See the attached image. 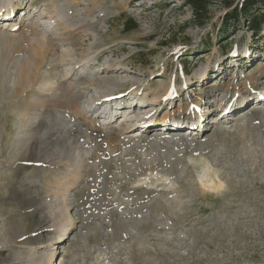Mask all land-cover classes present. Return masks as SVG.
<instances>
[{
    "label": "rangeland",
    "instance_id": "obj_1",
    "mask_svg": "<svg viewBox=\"0 0 264 264\" xmlns=\"http://www.w3.org/2000/svg\"><path fill=\"white\" fill-rule=\"evenodd\" d=\"M13 2L0 15V264H264V24L222 30L218 4L198 27L178 2ZM56 11L87 25L55 29ZM110 74L106 103L91 79Z\"/></svg>",
    "mask_w": 264,
    "mask_h": 264
},
{
    "label": "trees",
    "instance_id": "obj_2",
    "mask_svg": "<svg viewBox=\"0 0 264 264\" xmlns=\"http://www.w3.org/2000/svg\"><path fill=\"white\" fill-rule=\"evenodd\" d=\"M163 4L178 2L190 11L191 21L198 27H204L210 20L215 4L221 10L219 21L222 30L226 26L235 29L245 25L252 35L257 36L264 24V0H159ZM137 24L128 19L124 30L135 28Z\"/></svg>",
    "mask_w": 264,
    "mask_h": 264
},
{
    "label": "bare ground",
    "instance_id": "obj_3",
    "mask_svg": "<svg viewBox=\"0 0 264 264\" xmlns=\"http://www.w3.org/2000/svg\"><path fill=\"white\" fill-rule=\"evenodd\" d=\"M14 0H0V15H2V16H5V15H7V13L6 14H4L3 12L6 10V9H8L9 10V12L10 11H13L14 10V8H15V6H14V2H13ZM20 7V6H19ZM64 14H67V13H64ZM8 16H10V15H7V17ZM72 16V15H71ZM71 16H69V15H63L62 14V12H59V11H56L55 13H54V15L52 16V18H51V23H53L54 25L53 26H55V29H61V30H65V29H70V30H72V31H74V30H76V29H78L79 27H81V26H83L84 24H86V21H87V18H79V16H78V18L79 19H77L78 20V22L79 23H81V25L80 24H77V22H75L72 18H71ZM5 22V21H4ZM7 22V21H6ZM89 24V23H88ZM87 25V24H86ZM57 31V30H56ZM44 33V32H43ZM61 33H62V31H58L57 32V36H61ZM44 34H46V33H44ZM44 36V35H43ZM48 37H50L51 38V36H50V34L49 35H47ZM69 54V53H68ZM95 57H96V55H95V52H93L92 54H90V55H87L86 57H84V58H82L80 61H79V63L82 65V66H86V67H88V66H90L94 61H95ZM115 65H117L116 63H106L105 64V67L106 68H111V67H114ZM165 68H164V66H163V72L165 71L164 70ZM204 72L203 71H200L199 72V76H201L202 74H203ZM204 75V74H203ZM110 77L107 79L106 77H97V78H94V79H91V82L93 83L92 85H96V87H100V88H103V90H102V92H101V94H100V96H101V98H102V100H104V102H109V101H111V97H113L112 95H113V87H116V86H118L119 85V83L118 84H116L115 82L116 81H119L120 80V78H116V76L115 75H112V74H110L109 75ZM83 78V77H82ZM83 80V79H82ZM80 78H78L77 80H72L71 81V84H69L68 86H70V90H71V97H73V98H77L78 96H79V94H80V92L79 93H77L78 92V90H77V88H78V86L79 85H83L85 82H83ZM112 81V82H111ZM172 81V80H171ZM90 82V83H91ZM89 83V82H88ZM57 89V88H56ZM137 91L138 90H134V94L136 95V93H137ZM162 91V90H161ZM175 90L172 88V87H170V88H168V89H165L164 90V92L161 94V95H163V96H170L171 97V95L172 94H174V95H176V93L174 92ZM154 92V91H153ZM159 90H155V94H153L152 96L149 94V93H144V94H142L141 95V99H140V101L143 103V104H145L144 102H146L147 104L149 103V104H153V103H156L158 100H159ZM161 99V98H160ZM198 104V103H197ZM196 104V105H197ZM251 106L253 107V109H257V108H259L260 106H259V104H257V103H255V104H251ZM252 109V108H251ZM111 111H113V110H109V111H104L105 113H107V112H111ZM161 111V110H160ZM244 111V110H243ZM243 111H241V112H239L237 115H239V118H243L244 117V114H243ZM103 112V113H104ZM132 112V111H131ZM130 112V113H131ZM162 112V111H161ZM130 113H128L126 116H124L122 119L124 120V122H126L127 120H129L130 118H131V116L129 115ZM170 114H172L171 112H168V111H165L163 114H160V115H152V116H150V118H155V117H157V118H159V120L160 121H164V120H166V118H167V116L169 115L170 116ZM242 114V115H241ZM129 115V116H128ZM246 115V114H245ZM102 116V115H101ZM155 116V117H154ZM121 119V120H122ZM156 121V120H155ZM124 122H121V124L119 125V128L120 129H123L124 128ZM142 122H145V121H142ZM154 122V121H153ZM157 124V123H156ZM149 126V125H148ZM152 128H153V126H152ZM166 128H168V127H166ZM125 129V128H124ZM119 130V129H118Z\"/></svg>",
    "mask_w": 264,
    "mask_h": 264
}]
</instances>
